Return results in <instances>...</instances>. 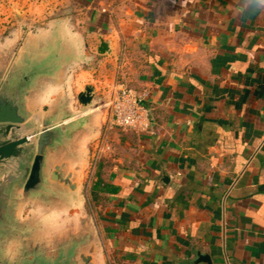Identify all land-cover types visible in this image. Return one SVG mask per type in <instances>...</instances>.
I'll list each match as a JSON object with an SVG mask.
<instances>
[{"label":"crops","instance_id":"obj_1","mask_svg":"<svg viewBox=\"0 0 264 264\" xmlns=\"http://www.w3.org/2000/svg\"><path fill=\"white\" fill-rule=\"evenodd\" d=\"M13 4L0 45L58 31L79 55L75 94L94 88L76 197L53 222L88 217L95 264H264V0ZM124 86L143 95L144 129L111 123Z\"/></svg>","mask_w":264,"mask_h":264},{"label":"water","instance_id":"obj_2","mask_svg":"<svg viewBox=\"0 0 264 264\" xmlns=\"http://www.w3.org/2000/svg\"><path fill=\"white\" fill-rule=\"evenodd\" d=\"M96 52L109 53L108 41L100 39ZM78 59L58 31L40 39L21 28L0 45V264H95L88 217L53 222L75 200L70 162L95 131V113H86L93 86L74 96L66 88ZM26 207L32 209L23 214Z\"/></svg>","mask_w":264,"mask_h":264},{"label":"built area","instance_id":"obj_3","mask_svg":"<svg viewBox=\"0 0 264 264\" xmlns=\"http://www.w3.org/2000/svg\"><path fill=\"white\" fill-rule=\"evenodd\" d=\"M142 94L124 86L107 102L111 123L122 128L144 129L146 110L141 105Z\"/></svg>","mask_w":264,"mask_h":264},{"label":"rangeland","instance_id":"obj_4","mask_svg":"<svg viewBox=\"0 0 264 264\" xmlns=\"http://www.w3.org/2000/svg\"><path fill=\"white\" fill-rule=\"evenodd\" d=\"M16 1L17 0H0V24L6 23V21H10V19L13 18V16L11 17V15L9 16V14L11 11V7L15 6V4L13 3ZM82 67L83 69L85 68L84 66ZM66 88L68 92L71 94V96L75 95L74 75L68 79ZM73 104H75V99L73 101ZM29 209L32 208L31 207L24 208L23 214H26L27 210Z\"/></svg>","mask_w":264,"mask_h":264},{"label":"trees","instance_id":"obj_5","mask_svg":"<svg viewBox=\"0 0 264 264\" xmlns=\"http://www.w3.org/2000/svg\"><path fill=\"white\" fill-rule=\"evenodd\" d=\"M104 166H105V164L102 161H98L96 163V172H95L96 181H95V183L92 186L93 189L97 190L98 187H99V184L103 181L104 177L102 176L101 171L104 168Z\"/></svg>","mask_w":264,"mask_h":264}]
</instances>
